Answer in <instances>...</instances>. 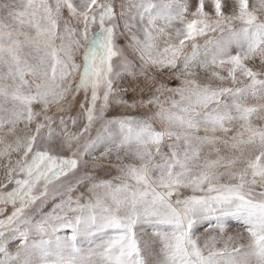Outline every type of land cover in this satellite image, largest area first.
Here are the masks:
<instances>
[{
    "label": "snow or ice",
    "instance_id": "6c2138e0",
    "mask_svg": "<svg viewBox=\"0 0 264 264\" xmlns=\"http://www.w3.org/2000/svg\"><path fill=\"white\" fill-rule=\"evenodd\" d=\"M0 264H264V0H0Z\"/></svg>",
    "mask_w": 264,
    "mask_h": 264
},
{
    "label": "rangeland",
    "instance_id": "374dc122",
    "mask_svg": "<svg viewBox=\"0 0 264 264\" xmlns=\"http://www.w3.org/2000/svg\"><path fill=\"white\" fill-rule=\"evenodd\" d=\"M191 3L194 5L196 3V0H191ZM121 43H122V41H121ZM81 98H78V99H81ZM116 111H119V109H117ZM228 231L231 234V233H234L236 231H242V229L240 228V226L235 221H232L228 225ZM202 232H203V229H198L197 230V235L201 234Z\"/></svg>",
    "mask_w": 264,
    "mask_h": 264
}]
</instances>
